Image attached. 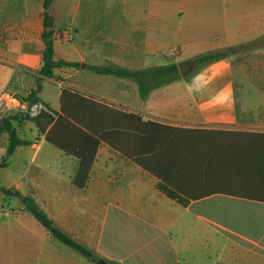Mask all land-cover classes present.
Listing matches in <instances>:
<instances>
[{"label": "crops", "instance_id": "1", "mask_svg": "<svg viewBox=\"0 0 264 264\" xmlns=\"http://www.w3.org/2000/svg\"><path fill=\"white\" fill-rule=\"evenodd\" d=\"M54 2L55 34L64 27L72 32L69 41L55 38V58L81 65L43 76L41 103L71 113L101 141L80 187V159L48 142L34 120L14 121L30 142L0 168L19 165L14 156L31 146L34 169L15 172L6 185L0 180L6 188L0 190V264L97 261L33 219L11 190L31 195L56 227L104 264H264V0H147L143 13L125 15L127 22L109 24L107 32L97 18L80 16L76 26L70 12V22L59 25ZM44 11V0H0V101L22 110L29 106L19 97L42 77ZM169 45L170 55L174 48L182 54L178 63L207 51H237L194 67L195 75L181 81L185 91L173 80L145 99L135 80L90 67L165 65L161 53ZM131 113L162 127L136 134ZM159 181L189 202L168 196Z\"/></svg>", "mask_w": 264, "mask_h": 264}, {"label": "trees", "instance_id": "2", "mask_svg": "<svg viewBox=\"0 0 264 264\" xmlns=\"http://www.w3.org/2000/svg\"><path fill=\"white\" fill-rule=\"evenodd\" d=\"M52 1L53 0H44V31L42 33V38L45 42V49L43 53L44 62L40 69L42 77L40 76L38 78L36 86L27 96L19 97L22 102L27 101L29 107L34 103L42 102L39 97V92L42 89L43 76L52 77L54 75V69L57 67L78 68L81 65V62L79 61H67L65 59L55 58V19L49 12V7ZM236 51L237 47L233 46L224 50L207 51L194 56L191 58V61L194 63L195 67H199ZM90 67L98 73L113 74L135 80L139 87L140 96L143 99H145L148 93L154 88L169 83L181 75L178 64L176 63L149 66L140 69H129L113 64L90 65ZM188 74L189 73L186 75ZM66 95L67 93L65 92L62 94V102L65 100ZM76 96L78 95L75 94V97ZM45 106L46 109H42L41 112L35 115H31L29 110L21 109V112L16 111L15 113H11L4 118L3 128L7 132L8 141L6 155L0 157V166H4L8 163V157L14 153V150L18 145L30 142L29 140L19 137L14 121H20L21 119H32L37 124L39 130L46 133V140L48 142L55 145L67 154L74 155L80 159V167L75 179V184L82 187L85 185L88 179L89 172L95 159L101 139L96 135V133L85 129L75 120H73L71 113L67 111L66 113H62L53 109L49 105ZM127 115L129 119H133L134 126L131 128L135 130L136 134H153L162 127L159 122L145 121L138 114L131 113ZM104 134L105 138L110 141V133L105 132ZM158 187L168 196L178 200L183 204H187L189 202V199L178 189L172 187L164 181H159ZM0 190H6V188L0 187ZM8 194L19 197L23 201L25 207L47 228H49V230L62 242L76 248L93 260L98 259L97 255H95L89 248L56 227L47 213L38 206L31 195L22 194L18 190H11L8 192ZM108 264L113 263L110 262Z\"/></svg>", "mask_w": 264, "mask_h": 264}, {"label": "rangeland", "instance_id": "3", "mask_svg": "<svg viewBox=\"0 0 264 264\" xmlns=\"http://www.w3.org/2000/svg\"><path fill=\"white\" fill-rule=\"evenodd\" d=\"M64 4V8L62 10L61 5ZM144 7H147V0H56L54 2L52 8L53 11L57 14V8L60 13H58V24L64 25L70 22L69 12L72 15L76 13V22L75 25L78 26L79 17H86L89 19L97 18L100 19L101 24L103 25V31L107 32L110 27L109 24L116 23L121 24L122 22H127L126 16L131 13H143ZM117 18V20H115ZM64 29H67L64 27ZM62 29V30H64ZM60 30V31H62ZM62 47L68 48V43H57ZM171 45L167 46L164 51L161 53V64H170L176 63L178 64L179 60H181L182 54L170 55L169 51L171 49ZM69 56L71 58L77 57L75 52H70ZM235 64V71L237 75H243V73H239V66L237 63ZM238 71V72H237ZM195 75V72H189L188 75H179L175 80V86L179 87L181 90L185 91L184 84L181 81H185V79L192 77ZM42 94V93H41ZM46 94V92H45ZM7 100V98H6ZM41 103V102H37ZM35 104V103H34ZM43 104V103H41ZM44 105V104H43ZM16 111L21 112L20 106L18 104L14 105L11 103H7L4 101L0 105V143H4V138H6L7 132L3 128V120L4 118ZM22 120V119H21ZM20 120V121H21ZM28 137H31V132H26ZM34 152V148L31 146H23L20 148L19 152L14 156L16 163H20L19 165H14L12 167H1L0 168V180L3 184H7L9 179L15 174V172H19L24 169V167L28 166L30 171L34 169L33 163H29V159L31 158ZM31 172L27 174L29 176ZM0 183V186H4ZM12 196V195H11ZM1 201V196H0ZM3 201V200H2ZM9 204L17 206V204H21L17 197H8ZM28 213V212H27ZM29 215L34 219V215L29 212Z\"/></svg>", "mask_w": 264, "mask_h": 264}, {"label": "built area", "instance_id": "4", "mask_svg": "<svg viewBox=\"0 0 264 264\" xmlns=\"http://www.w3.org/2000/svg\"><path fill=\"white\" fill-rule=\"evenodd\" d=\"M55 38L69 41L70 39H72V32L69 29H64L62 31L57 32L55 34ZM178 51V48H174L171 54L175 55L178 53ZM42 109H46V107L41 103L32 104L30 107L27 108L31 115L38 114L39 112H41Z\"/></svg>", "mask_w": 264, "mask_h": 264}, {"label": "water", "instance_id": "5", "mask_svg": "<svg viewBox=\"0 0 264 264\" xmlns=\"http://www.w3.org/2000/svg\"><path fill=\"white\" fill-rule=\"evenodd\" d=\"M178 67L180 70V73L182 75H186L187 73L191 72L195 65L191 60H186V61H182L180 63H178ZM3 103V100L0 101V105ZM96 264H104V259L99 257L96 261Z\"/></svg>", "mask_w": 264, "mask_h": 264}]
</instances>
